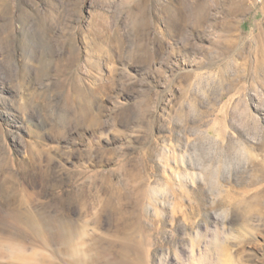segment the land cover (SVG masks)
<instances>
[{
    "label": "rangeland",
    "instance_id": "obj_1",
    "mask_svg": "<svg viewBox=\"0 0 264 264\" xmlns=\"http://www.w3.org/2000/svg\"><path fill=\"white\" fill-rule=\"evenodd\" d=\"M194 3L0 0V264H264V0Z\"/></svg>",
    "mask_w": 264,
    "mask_h": 264
},
{
    "label": "bare ground",
    "instance_id": "obj_2",
    "mask_svg": "<svg viewBox=\"0 0 264 264\" xmlns=\"http://www.w3.org/2000/svg\"><path fill=\"white\" fill-rule=\"evenodd\" d=\"M172 12L174 13V14H176V16H180L182 13H183V11L180 9V8H175V9H173L172 10ZM192 15L194 16V17H197L198 15L200 16V8H199V3H198V0H195V3L193 4V7H192ZM173 22L174 23H179V24H181L180 22V20H176V21H174L173 20ZM188 21H185V22H182V24L183 25H185L186 23H187ZM187 25V24H186ZM261 34V33H260ZM262 35V34H261ZM258 41V40H257ZM212 130V129H211ZM212 132V131H211ZM222 252H224V250L222 251Z\"/></svg>",
    "mask_w": 264,
    "mask_h": 264
}]
</instances>
